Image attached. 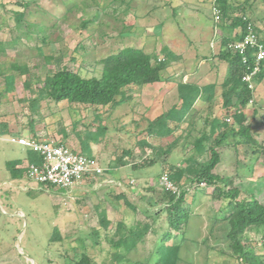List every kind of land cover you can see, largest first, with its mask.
<instances>
[{
    "label": "rangeland",
    "instance_id": "374dc122",
    "mask_svg": "<svg viewBox=\"0 0 264 264\" xmlns=\"http://www.w3.org/2000/svg\"><path fill=\"white\" fill-rule=\"evenodd\" d=\"M223 1L226 14L221 12L215 19L217 0H0V129L41 131L56 142L65 140L64 133L74 146L87 140L102 166L120 171L121 182V186L104 183L102 177L69 192L22 174L14 179L13 160L35 154L11 142L12 136L1 138L0 264H69L82 254L97 264H115L125 256L130 261L149 256L160 229L150 228L128 253L117 244L128 231L152 222L150 211L165 205L163 175L181 169L180 181L186 189L193 170L208 160L209 153L199 149L197 139L210 134L213 120L224 115L220 94L226 90L222 84L228 68L217 54L224 38L239 29L233 19L247 17L264 39L262 0ZM15 12L22 13L18 23ZM156 23L159 34L153 32ZM127 46L167 60L161 84L127 88L121 105L95 106L100 118L92 109L85 118L82 106L75 112L73 103L43 97L47 74L66 67L85 77H98L99 60ZM12 63L26 71L11 69ZM182 79L213 84L215 96L204 101L200 92L194 109L185 119L169 121L172 131L165 134L155 119L182 103L175 85ZM253 89L241 122L250 124L255 142L228 137L217 147L220 162L213 172L232 178L241 197L253 195L264 203V78ZM225 119L238 128L235 118ZM203 142L209 145L210 139ZM168 162L176 167L170 170ZM210 191L207 188L205 193ZM197 198L188 227L193 242L182 246L177 264H238L224 239L225 224L213 226L210 220L209 209L217 202L201 193ZM246 237L255 241L252 232Z\"/></svg>",
    "mask_w": 264,
    "mask_h": 264
},
{
    "label": "trees",
    "instance_id": "16d2710c",
    "mask_svg": "<svg viewBox=\"0 0 264 264\" xmlns=\"http://www.w3.org/2000/svg\"><path fill=\"white\" fill-rule=\"evenodd\" d=\"M262 1L264 2V0ZM224 2L217 0V7L221 8L218 9L220 13L222 12V16H225L228 9ZM14 14L18 23L22 13L15 12ZM247 24L251 23L243 15L233 19V25L242 29ZM253 30L260 41L264 40L260 36L261 31L255 26H253ZM241 38L242 34L237 32L232 37L224 38L223 47L217 54L218 58L227 63L228 68L222 84L224 89H226L222 92L224 115H222V120L218 118L213 120L210 134L205 133L197 139L199 149L206 150L209 153L208 160L193 170V175L189 181L190 185L186 189L183 187L185 184H181L180 181L181 169L174 168L175 172L167 175L168 180L176 191L173 192L170 189H166L167 201L165 205L149 213L152 222H144L141 229L128 231L117 244V246L125 249V253H128L130 250L135 249L136 243L142 240L150 228L155 231L160 229L152 251L144 260L130 261L125 256L123 262H116L115 264H177L181 260L180 251L182 246L187 241H191V238H188V227L192 216V207L198 200V193L208 197V199H212V202H217L213 206L211 204V209H209L211 211L210 220L213 226L217 223L225 224L224 239L232 255H236L238 258V264H264V203L253 195L241 197L240 190L233 184L232 178L213 172L215 166L220 162V154L217 151V147L224 143L228 137L242 139V142H255L250 134V124L243 125L241 122L243 119L242 109L252 99L254 91L253 88H249L241 80V76L252 69L253 57L249 50L246 53V60H243L241 54L228 48L231 42ZM99 63L101 69L98 77H85L66 67L56 69L47 74L45 86L42 90L43 97L55 102L66 100L73 104L109 105L114 108L126 101L127 92L125 93V91L127 88L137 89L146 84L160 81L161 72L166 69L167 60H157L152 54L144 52L142 48L127 46L120 49L117 53L101 58ZM10 68L19 72L26 71L25 66H20L16 63L10 64ZM12 78L13 76H10V80ZM263 78L264 60L259 72L255 74L254 80L258 82ZM213 89V84L203 87V95H206L204 101L210 100L211 96H207L211 94ZM178 91L182 100L180 106L173 107V109L162 113L155 119L158 129L165 134L172 131L168 127L169 121L185 119L187 112L191 108L194 109L201 90L198 86L190 83L180 85ZM227 116L233 117L238 121V128L228 125L225 121ZM151 126L152 123L148 125V128L151 129ZM208 138L210 139V144L204 145L203 141ZM168 164L170 165V170L172 167H176L173 162H168ZM141 167H145V164H142ZM207 188H211V191L205 193ZM220 213L223 215L221 219H218L217 215ZM249 232L254 234V242L251 238L246 237ZM70 260L69 264H97L90 261L85 254H82L78 259L72 258Z\"/></svg>",
    "mask_w": 264,
    "mask_h": 264
},
{
    "label": "built area",
    "instance_id": "2783aa9c",
    "mask_svg": "<svg viewBox=\"0 0 264 264\" xmlns=\"http://www.w3.org/2000/svg\"><path fill=\"white\" fill-rule=\"evenodd\" d=\"M219 13V9L214 6L215 19L218 18ZM237 33L242 34V38L231 42L229 48L231 51L241 54L243 60H246V53L250 50L253 57L252 69L243 74L241 80L252 89L255 85L254 76L259 72L264 60V44L260 42L251 24H247L244 29L239 27ZM10 141L26 147L38 155L39 161L29 163L25 167L24 176L40 185L60 187L73 192L102 178L107 170L95 158L75 151L61 142L21 136H12ZM104 181V183L121 186L120 181L111 179ZM161 181L165 189L176 191L167 176L163 175Z\"/></svg>",
    "mask_w": 264,
    "mask_h": 264
},
{
    "label": "crops",
    "instance_id": "0c3cea01",
    "mask_svg": "<svg viewBox=\"0 0 264 264\" xmlns=\"http://www.w3.org/2000/svg\"><path fill=\"white\" fill-rule=\"evenodd\" d=\"M160 25V23H156L153 27H154V30L155 31H153L154 32V34H159L160 32H157V28H158V26ZM140 48V47H139ZM143 49V48H142ZM143 51H144V49H143ZM145 52V51H144ZM146 53H149V52H146ZM150 54V53H149ZM213 55V54H212ZM214 56V55H213ZM216 56V55H215ZM207 60V61H209V60H211V58L209 57V58H207V57H203L202 58V60ZM213 61V60H212ZM214 64L215 63H213V66H214ZM196 68V67H195ZM166 80H168L169 81V79L167 78ZM155 83H160V81H158V82H155ZM190 83H192V81H186L185 79H182L179 83H177L176 82V86H177V90H178V88H179V86L180 85H186V84H190ZM161 84V83H160ZM172 84V83H171ZM194 85H196V86H198L199 87V89L201 90L200 92L202 93V95H203V87L204 86H206L207 84H205V85H201V84H197L196 82H194L193 83ZM147 85H149V84H146V85H144L143 87H146ZM215 90H216V88L214 87V89H213V91L211 92V94H208V96L207 97H209V96H211V97H214L215 96ZM138 92V91H137ZM178 92V96H179V91H177ZM137 94V93H136ZM200 94V93H199ZM206 96V95H205ZM220 96H223V94L221 93L220 94ZM65 103H69V102H67L66 100H63ZM63 101H60V102H58V103H62ZM128 102V101H127ZM82 106L83 107V109H85V113L83 114V116H85V118L87 117V111L88 110H90V109H92V111H94L95 113H96V115L98 114L97 112H98V108H95V106L92 108L90 105H84V104H73V106H72V108H74L73 110L75 111V112H77L76 110L78 109V107H80V106ZM180 106V105H179ZM87 107H89V108H87ZM176 107H178V106H176ZM77 108V109H76ZM78 110H81L80 108L78 109ZM115 112V111H114ZM95 117V116H94ZM97 117H99L100 118V116L99 115H97L95 118H97ZM94 119V118H93ZM73 126V125H72ZM1 128V127H0ZM50 134V132L48 131V133H47V135L49 136V137H51L52 138V135H49ZM66 135V134H65ZM64 135V133L62 134V137H64L65 138V140L63 139V141H61V143H63V144H65V145H67L68 147H70L71 149H74V150H77L76 148L77 147H79V151L80 152H85L86 153V155H88L89 157H93V158H95V156L94 155H92L91 154V152L92 153H95L94 152V148L92 147V143L90 144V142L89 141H87V140H84L83 142H79V146H74V144L72 143V141H71V137H69V135H66L65 136ZM10 136H21V137H33L34 139H39V140H42V139H47L48 137L46 136V134L44 135V133L43 132H34V133H29V132H26V131H22V130H16V133L14 132V130H12V129H9L8 130V132H7V130H4V129H0V139L1 138H3V137H10ZM66 141L67 142H69L70 144H67L66 143ZM85 142V143H84ZM30 151V150H29ZM31 152V151H30ZM31 153H33V152H31ZM35 154V153H34ZM27 159H24V158H22V157H18V158H16L15 160H13V163H14V165H12V168H11V170H10V173H11V176L15 179V178H19V175L20 174H22L21 176H23L24 175V172H25V168L24 167H26L29 163H31V162H35V161H39V157H38V155L37 154H35V155H31L30 156V154L28 155V153H27ZM97 161H98V163H99V160L97 159V158H95ZM27 160V161H26ZM100 164V163H99ZM101 165V164H100ZM102 166V165H101ZM102 167H104V166H102ZM104 168H106L107 170H106V173L104 174V180H107V179H111V180H113V181H115V180H117L118 181V179L120 178V176H119V173L118 172H120L117 168H113V166L112 167H104ZM118 173L117 175H115L117 178H114V174L115 173Z\"/></svg>",
    "mask_w": 264,
    "mask_h": 264
}]
</instances>
